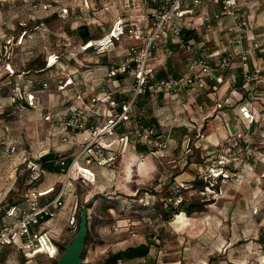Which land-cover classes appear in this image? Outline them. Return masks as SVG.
<instances>
[{
	"label": "rangeland",
	"instance_id": "1",
	"mask_svg": "<svg viewBox=\"0 0 264 264\" xmlns=\"http://www.w3.org/2000/svg\"><path fill=\"white\" fill-rule=\"evenodd\" d=\"M103 1L0 0V225L8 199L25 208L31 197L47 200L52 193L39 194L58 185L59 174L40 170L42 154L58 150L72 158L89 142L100 148L90 164L79 162L92 175L77 181L59 209L63 215L40 227L53 238L56 257L27 258L8 245L0 264H55L94 194L81 264H107L111 254L139 244L149 245L148 255L122 264H264V111L257 108V120L247 127L243 121L234 134L205 95L183 103L146 97L124 124L126 138L117 132L110 140L94 137L90 126L97 133L116 114L112 98H131L133 90L132 75H109L130 41L99 53L79 38L81 26L93 40L111 32L116 12L113 2L102 10ZM177 51L166 62L172 76L185 56ZM73 119L83 124L79 132L67 128ZM150 119L152 134L168 142L165 150L133 141L139 122ZM238 132L248 141L246 151L227 146ZM73 198L76 223L70 226ZM179 202L201 210L166 219L163 209Z\"/></svg>",
	"mask_w": 264,
	"mask_h": 264
},
{
	"label": "built area",
	"instance_id": "2",
	"mask_svg": "<svg viewBox=\"0 0 264 264\" xmlns=\"http://www.w3.org/2000/svg\"><path fill=\"white\" fill-rule=\"evenodd\" d=\"M208 1L216 4L218 10H204L201 15V21L206 28H210L211 23L214 20L221 19L222 16L230 18V24L227 28L231 36H229L227 47L222 49V52L207 53V50L198 44L194 37L185 38L183 35V30L186 29L185 18L195 13V8L200 6L201 0L119 1V5L122 7V14L115 19L111 32L99 40L89 41L85 44V48H93L99 53H104L110 45L114 47L113 38L119 39L124 36L132 41V44L120 54L119 63L115 67L110 68L109 75L117 76L124 73L132 75L133 90L131 98L127 97L120 101L122 105L121 112L116 113L115 111L114 117L108 120L107 124L103 125L97 133L90 126L89 129H93L92 134L94 137H98L100 134L109 137L114 136L120 125L124 126L125 123L132 119L136 98L143 96L146 92L149 93V97H157L159 93H164L172 98L171 100L177 99L184 93H195L196 95L200 90L206 89L209 82L221 83L222 76L219 70L230 68L237 61L242 68L241 82L243 85L250 86L255 80H264V75L260 74L261 71L259 69H255L253 73H250V68L248 67L249 60L256 56L257 50L264 47V35L259 40L252 41L248 46L242 47V43L246 39V32L250 29V19L247 17L243 18L239 13L240 0ZM119 5L117 4V6ZM137 18L143 20L142 24L136 21ZM160 43H164V46L166 45L167 47L169 44H173L185 52L186 56L191 60V64L184 74L178 76L169 75L160 80L155 79L149 67V61L156 59V54L160 50ZM212 56L219 57L216 64H212L209 61ZM211 89L214 92L216 88L212 86ZM251 89L249 90L251 91ZM111 105L116 108L117 103L114 98L111 100ZM216 106L220 108L221 104ZM238 110L245 122L244 127L250 126L257 120V111L251 104L241 103L238 106ZM66 125L72 131L76 130L79 132L83 129L81 121L76 119H73L72 122L68 120ZM152 133L150 128L139 126L133 132V141L137 144H151L157 147L156 150L158 151L168 148V142L165 138L153 137ZM236 135V142L233 143L228 140L227 146L234 147L239 139L244 138L242 133L239 134L238 132ZM122 137L126 138L127 136L119 135L117 138L123 140ZM247 142L246 140V149ZM90 144L91 142L87 143L78 154L74 155L66 168L63 167L64 159L59 161L58 185L56 188L47 189L49 190L48 193H52L47 200L40 201L38 197H31L29 199L30 203L25 208L12 206L7 209L5 219H10V221L7 222L5 220L0 225V251L5 246L10 245L14 246L17 251L22 252L27 258L38 253H44L50 258L56 257L57 247L53 238L47 231L40 230V227L58 215L59 209L74 194L72 192L76 187L77 181H80V179L85 181L87 179L86 175H92L88 167L79 165V162L88 165L95 160L96 156H99L100 148L98 146H90ZM186 148L185 151L189 152V142L186 144ZM11 150H14V146L11 147ZM220 170L221 173L226 171L223 168H220ZM48 193H40L39 195L42 196ZM71 204L69 225L74 226L77 211L76 198H73ZM46 243L55 248L52 256L46 248ZM122 263L121 260L116 262V264Z\"/></svg>",
	"mask_w": 264,
	"mask_h": 264
},
{
	"label": "crops",
	"instance_id": "3",
	"mask_svg": "<svg viewBox=\"0 0 264 264\" xmlns=\"http://www.w3.org/2000/svg\"><path fill=\"white\" fill-rule=\"evenodd\" d=\"M119 1L120 0H104L102 4L103 8L101 7L102 10L109 11L107 10L108 4L110 2H113L112 12H116V16L114 17L113 22L117 17H119L122 14V7L119 5ZM201 1L202 2L200 6H197L195 8V13L185 18L186 29L192 31V34L189 35L190 36L193 35L196 42L201 46H203L207 50V53H211L215 51L222 52V49L227 47L229 36H231L229 35V31L227 28L228 25L230 24V18L226 16H222L221 19L214 20L211 23L210 28H206V26L201 21L202 13L204 12V10L216 11L218 10V6L214 3H211V1L208 0H201ZM240 2L241 3L239 6V13L243 16V18L247 17L248 19H250L249 20L250 29L246 32V39L242 43V47L243 46L245 47L248 46L252 41L259 40V38L262 37V35H264V0H240ZM117 4L119 6H117ZM136 21L139 24H142L143 20L141 18H137ZM122 39L126 41H130L126 39L124 36L119 39L113 38L114 46L117 41ZM90 41H95V40L92 39ZM130 42L131 43L129 45L132 44V41ZM86 43H83L84 47ZM159 46H160L159 48L160 50L156 54L157 55L156 59H151L149 61V65H150L149 67L153 72L155 79L160 80L161 78H165L169 75H173L167 73L166 62L167 61L170 62V58L175 53L173 51L177 50V47L174 46L173 44H169V46L167 47L166 45L164 46V43H160ZM109 47H111V45ZM112 48L114 47H111V49ZM179 51L180 49H178L177 52ZM257 52L258 53L256 54V56L252 57L249 60L248 67L250 68L249 69L250 73H253L255 69H259L261 71L260 74L264 75V47H261L259 50H257ZM218 58H219L218 56H212L209 58V61L212 64H216ZM190 64H191V60L185 54V56L180 62V65L182 67H181V71L178 72V75L184 74L187 71L188 67H190ZM219 73L222 76L221 83L215 84L209 82L206 89L200 90L196 95L195 93L192 94L184 93L175 100H171L172 98L165 95L164 93H159L157 97L162 98L163 100H165V102L180 101V103H183L185 100L195 101V99L200 95H205V97L209 100L207 103L209 104L210 111L217 112L216 113L217 117H220L219 114L223 116L224 117L223 123L225 124L227 129L231 128V131H229V133L233 132L235 134V132L239 128L238 127L239 124L243 122V119L241 118L240 112L238 110L239 104L249 103L252 105V107L255 110H257V108L259 110L264 109V80H255V82H252L250 86L243 85L241 82L242 68L238 61L233 63L230 68L219 70ZM212 86H215L216 88L214 89L215 90L214 92L211 89ZM249 89H251V91ZM217 104H221V107L217 108L216 106ZM199 109L202 111V105L199 106ZM207 113H209V111ZM110 139L111 137L109 136L105 137V140H110ZM55 151L56 153H60L61 155H64L63 152L61 153L58 150ZM63 213H64L63 211L60 214L58 213L59 217H61ZM58 215L54 219H56Z\"/></svg>",
	"mask_w": 264,
	"mask_h": 264
},
{
	"label": "trees",
	"instance_id": "4",
	"mask_svg": "<svg viewBox=\"0 0 264 264\" xmlns=\"http://www.w3.org/2000/svg\"><path fill=\"white\" fill-rule=\"evenodd\" d=\"M189 34H192V31L190 30H186L184 29L183 30V35L185 38H191L193 37L190 36ZM78 35H79V38L81 39V42L82 43H86L90 40L93 39V37L90 35L89 33V30L87 29L86 26H81L80 29H78ZM122 75H117L116 77L120 78ZM149 98V93L146 92L145 94H143V96H139L138 98H136V101L134 103V112L136 109H139L142 107L144 108L143 106H141L139 103H141V100L143 98ZM114 99L116 100V113H119L121 112L122 108H121V100L122 99H126L124 97L121 98V96L118 94V95H115L114 96ZM25 105H27V102H25ZM141 120V119H140ZM154 119H150L148 121H140V126L141 127H148L151 129V127L154 125H152V123H154ZM117 133L120 135V136H123L125 135V129H124V126H119L117 128ZM153 137H157L155 135L152 134ZM159 137V136H158ZM160 138V137H159ZM237 145V146H236ZM232 150H245L246 149V139L243 138V139H239L238 140V143L236 144ZM137 150L138 151H145L147 152V148L145 145H137ZM246 151V150H245ZM244 151V152H245ZM61 159H64V168H66L70 162L72 161V158L71 157H66L65 155H59L57 154L56 152H46L45 154H42L40 157H39V163H40V170L41 171H48L50 173H57V174H60V166H59V161ZM229 167H226L225 169L227 170ZM208 184H205L204 186H207ZM3 205H5L7 208L4 210V215L7 211V209L11 208L12 206H16V203L14 202H10V200L8 199L7 202H5ZM193 210H201V205H197V204H185L183 202H179L177 206H174L172 205L171 203H169L166 208L163 209V215L165 216V218H170V214H173V213H177V212H180V211H184L185 213H188L190 214ZM88 233V231H87ZM87 239V235L84 239V243ZM69 243L65 244L64 246H61V250L62 252L65 250V248L67 247ZM86 244V243H85ZM148 252H149V245L147 244H139L137 246H132V247H127L123 250H119L113 254H111L107 259H106V263L107 264H116V262L118 260H121L123 263H126V261H131L133 259H137V258H142V257H145L148 255ZM84 257V251H82V254H81V259H83ZM56 264V263H55Z\"/></svg>",
	"mask_w": 264,
	"mask_h": 264
},
{
	"label": "water",
	"instance_id": "5",
	"mask_svg": "<svg viewBox=\"0 0 264 264\" xmlns=\"http://www.w3.org/2000/svg\"><path fill=\"white\" fill-rule=\"evenodd\" d=\"M95 200V194L91 196V198L85 202L82 207L80 208L81 211H79V223H78V229L74 236V238L71 240V243L67 245L65 250L62 252L61 256L58 258L56 264H81V254L84 248V239L87 235L88 231V216L87 211L91 207Z\"/></svg>",
	"mask_w": 264,
	"mask_h": 264
},
{
	"label": "bare ground",
	"instance_id": "6",
	"mask_svg": "<svg viewBox=\"0 0 264 264\" xmlns=\"http://www.w3.org/2000/svg\"><path fill=\"white\" fill-rule=\"evenodd\" d=\"M53 61H54L53 58H51V62H53ZM89 171H90V170H89ZM86 172H88V171H86ZM87 174H88V173H87ZM89 176H90V175H89ZM48 192H49V190L46 189V191H42L41 193L45 194V193H48ZM46 248H47V250L50 252V254H51V256H52L53 253H54V251H55L54 246H52V245L46 243Z\"/></svg>",
	"mask_w": 264,
	"mask_h": 264
}]
</instances>
